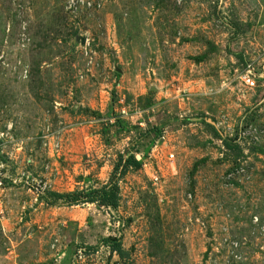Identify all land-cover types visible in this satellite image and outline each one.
Listing matches in <instances>:
<instances>
[{
	"label": "rangeland",
	"instance_id": "374dc122",
	"mask_svg": "<svg viewBox=\"0 0 264 264\" xmlns=\"http://www.w3.org/2000/svg\"><path fill=\"white\" fill-rule=\"evenodd\" d=\"M78 1L0 0V264H264V0Z\"/></svg>",
	"mask_w": 264,
	"mask_h": 264
},
{
	"label": "trees",
	"instance_id": "16d2710c",
	"mask_svg": "<svg viewBox=\"0 0 264 264\" xmlns=\"http://www.w3.org/2000/svg\"><path fill=\"white\" fill-rule=\"evenodd\" d=\"M223 147L227 151L238 150L237 147H230L227 142H222ZM139 166V163L135 161L133 157H129L122 163V169L127 170L130 168H136ZM58 201H68L71 204H78L81 201L85 204H94L98 203L100 206L110 208L112 210H116L117 208V201H118V188L117 184L112 180L108 185L103 187L99 191L93 190L92 192L83 194L74 192L65 195H54L53 196ZM87 251H93L91 248H87ZM113 252L121 255V246L117 243L112 248Z\"/></svg>",
	"mask_w": 264,
	"mask_h": 264
},
{
	"label": "built area",
	"instance_id": "2783aa9c",
	"mask_svg": "<svg viewBox=\"0 0 264 264\" xmlns=\"http://www.w3.org/2000/svg\"><path fill=\"white\" fill-rule=\"evenodd\" d=\"M83 1V0H82ZM82 1H78V2H82ZM255 76L254 74H252V71L248 68V70L246 71L244 78H243V82L249 86V87H253L255 85L254 82ZM169 159H173V156H169ZM4 169V166H0V189L3 188V176L1 175L2 170ZM14 183V182H13Z\"/></svg>",
	"mask_w": 264,
	"mask_h": 264
}]
</instances>
